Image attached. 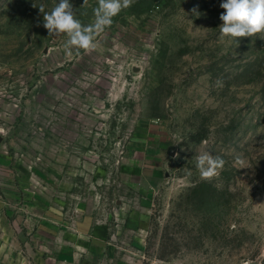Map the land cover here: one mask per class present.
I'll return each instance as SVG.
<instances>
[{
    "label": "rangeland",
    "instance_id": "obj_1",
    "mask_svg": "<svg viewBox=\"0 0 264 264\" xmlns=\"http://www.w3.org/2000/svg\"><path fill=\"white\" fill-rule=\"evenodd\" d=\"M222 2L134 0L85 53L43 27L59 0H0V264H264V34L222 37Z\"/></svg>",
    "mask_w": 264,
    "mask_h": 264
},
{
    "label": "clouds",
    "instance_id": "obj_2",
    "mask_svg": "<svg viewBox=\"0 0 264 264\" xmlns=\"http://www.w3.org/2000/svg\"><path fill=\"white\" fill-rule=\"evenodd\" d=\"M133 2L134 0H98V6L93 9L94 22L88 25H83L76 18L69 0H59L50 13H45L43 4L39 6V10L44 14L43 27L49 35L66 34V50L75 48L91 53L98 47L97 37L111 27L113 18L123 9L131 7ZM84 4H87V0H84ZM220 7L224 9L220 15L223 23L219 28L222 37L237 39L264 34V0H223ZM100 115L107 118L102 113ZM223 166L224 160L210 152L206 151L196 157V168L202 180H212L219 175Z\"/></svg>",
    "mask_w": 264,
    "mask_h": 264
},
{
    "label": "crops",
    "instance_id": "obj_3",
    "mask_svg": "<svg viewBox=\"0 0 264 264\" xmlns=\"http://www.w3.org/2000/svg\"><path fill=\"white\" fill-rule=\"evenodd\" d=\"M149 222V214L148 212H137L134 215V221L132 226H137L140 231H144L148 227ZM92 222L90 225H88L87 222H85V219L82 221H79L76 225V232L78 234H89V240L93 241L95 243H99L101 240H103L104 231L100 229L99 231L93 230ZM92 246H100V245H56L57 249L55 253L53 254V262L54 264H90L87 259V256H90V251H87V249H90ZM81 253H85L84 256L81 255ZM81 256L84 257L81 259Z\"/></svg>",
    "mask_w": 264,
    "mask_h": 264
}]
</instances>
